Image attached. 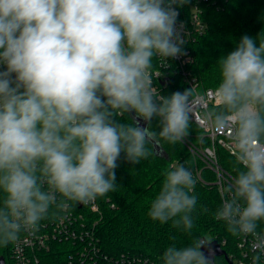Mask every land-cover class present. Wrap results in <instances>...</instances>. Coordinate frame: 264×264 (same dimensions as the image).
Segmentation results:
<instances>
[{"label":"clouds","instance_id":"1","mask_svg":"<svg viewBox=\"0 0 264 264\" xmlns=\"http://www.w3.org/2000/svg\"><path fill=\"white\" fill-rule=\"evenodd\" d=\"M189 2L0 0V246L34 231L54 214L53 206L88 204L115 191L122 156L138 164L153 141L176 144L190 135L193 90L161 95L151 75L157 59L187 54L177 6ZM218 64L214 106L201 108V116L214 130L230 133L240 167L215 217L233 236L258 237L264 221V39L243 35ZM125 113L132 122L117 119ZM196 183L184 164L167 170L148 216L190 233ZM203 246L199 240L173 244L162 264H208ZM260 261L253 255L252 264Z\"/></svg>","mask_w":264,"mask_h":264},{"label":"trees","instance_id":"2","mask_svg":"<svg viewBox=\"0 0 264 264\" xmlns=\"http://www.w3.org/2000/svg\"><path fill=\"white\" fill-rule=\"evenodd\" d=\"M205 18L208 23L206 32L191 44L195 54L193 69L204 87H217L220 82L218 58L234 50L245 34L264 39V0H210L205 4ZM187 88L182 78L174 75L164 95ZM117 119L125 123L133 121L132 115L127 113ZM151 127L158 132V120L154 119ZM202 137V129L191 121L189 140L198 142ZM157 141L164 150L163 155L158 154L151 143L148 145L151 154L138 164L128 163L122 156L116 169L118 187L97 198L100 204L97 235L103 250L110 255L127 252L162 264V254L167 247L173 244L185 247L194 240L201 241L207 237L220 242L226 238L228 242L224 248L228 253L234 251L237 236L227 230L224 221L215 217L223 199L218 184L209 185L197 180L193 194L198 199L192 213L194 227L190 233L173 227L171 221L160 223L148 216V209L161 189L166 171L174 167L175 161L188 168L194 163L191 152L182 142L169 144L162 139ZM217 152L220 164L235 177L240 167L237 157L221 146H217ZM208 173L214 175L205 170L204 174ZM258 230L264 234V221L259 222ZM10 253L11 243L6 247L0 246V258L8 264L11 262ZM215 261L228 264L224 256H217Z\"/></svg>","mask_w":264,"mask_h":264},{"label":"built area","instance_id":"3","mask_svg":"<svg viewBox=\"0 0 264 264\" xmlns=\"http://www.w3.org/2000/svg\"><path fill=\"white\" fill-rule=\"evenodd\" d=\"M209 2L210 0H190L182 7L177 6V23L178 26L182 23L180 30L187 54L167 61L157 59V66L153 68L151 75L153 87L161 95H164V90L170 85L174 75H179L188 88L193 90L192 121L202 129L203 137L198 142L190 141L187 137L184 142L192 152L199 153L198 156L206 163L203 168L214 174L215 180L212 182L218 184L224 197V189L232 183L234 176L220 164L217 146L225 148L236 157L237 153L230 141L229 132L214 130L202 119L201 108L214 106L216 87H204L196 75L193 69L195 54L191 48V44L207 30L205 4ZM198 180L208 182L203 179L201 172ZM69 204L66 209H55L53 206L54 214L42 220L34 231L22 232L19 239L11 243L10 264H156L147 257L127 252L110 255L103 250L97 235V214L100 212L97 199L88 204ZM258 232V237L237 236L235 250L227 252L233 264H252V257L256 254L261 255L260 264H264V253L260 252L264 247V234L259 230ZM210 240L212 239L207 237L201 238L204 243ZM226 242V238L220 242L223 248Z\"/></svg>","mask_w":264,"mask_h":264},{"label":"water","instance_id":"4","mask_svg":"<svg viewBox=\"0 0 264 264\" xmlns=\"http://www.w3.org/2000/svg\"><path fill=\"white\" fill-rule=\"evenodd\" d=\"M152 143L154 144L156 152L160 155H163L164 150H163L160 142L155 140ZM202 251L204 252L205 257L208 260V263H210V264H217L215 261V258L217 256H224L229 264H233L231 258L228 257L229 255H228L226 249L221 246L218 239H212V240L204 243V246L202 247ZM0 264H6V261L4 258H0Z\"/></svg>","mask_w":264,"mask_h":264},{"label":"rangeland","instance_id":"5","mask_svg":"<svg viewBox=\"0 0 264 264\" xmlns=\"http://www.w3.org/2000/svg\"><path fill=\"white\" fill-rule=\"evenodd\" d=\"M188 142V141H187ZM182 143L188 148V145H187V143L186 142H184V141H182ZM189 149V148H188ZM189 151L191 152L190 154H192V157H193V161H194V163H193V165L192 166H190L189 168H190V170L192 171V173H193V176L196 178V180H198V176H199V173L201 172L202 173V177H203V179L204 180H207L208 182H206L207 184H214L212 181H214L215 179H214V176L213 175H211V174H204V172H205V168H203L204 167V165L206 164L204 161H203V159L201 158V157H199L198 156V154L199 153H194V152H192L190 149H189ZM178 164H181V162H178V161H175L174 162V166H176V165H178ZM205 183V184H206ZM216 184V183H215Z\"/></svg>","mask_w":264,"mask_h":264}]
</instances>
